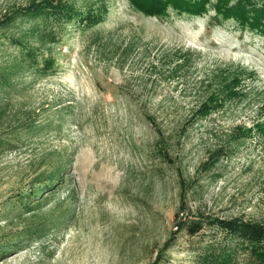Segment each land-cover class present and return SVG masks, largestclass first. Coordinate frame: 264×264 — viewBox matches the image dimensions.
Instances as JSON below:
<instances>
[{"label": "rangeland", "instance_id": "rangeland-1", "mask_svg": "<svg viewBox=\"0 0 264 264\" xmlns=\"http://www.w3.org/2000/svg\"><path fill=\"white\" fill-rule=\"evenodd\" d=\"M218 1L149 16L131 0H0V21L56 5L0 26V264H153L182 182L181 218L205 221L161 264H257L209 221L264 223V22Z\"/></svg>", "mask_w": 264, "mask_h": 264}, {"label": "trees", "instance_id": "trees-1", "mask_svg": "<svg viewBox=\"0 0 264 264\" xmlns=\"http://www.w3.org/2000/svg\"><path fill=\"white\" fill-rule=\"evenodd\" d=\"M211 0H131L133 6L139 11L149 15V16H159L165 14L168 9L172 8L179 13H186L189 15H202L207 11V6L209 5ZM232 3V4H231ZM254 5L253 0H219L216 6V9L219 13H228L230 17H236L240 23L246 24L247 19L251 18L250 14L258 13L261 17L256 21V27L259 28V24L264 22V15L262 13L264 10H256V7H252ZM56 5L53 2H32L28 5L21 6L17 10H15L10 16H7L4 20L0 21V26L6 25L10 22H13L17 19H25L30 15L34 14L36 10L43 9H52ZM255 8V9H253ZM65 16L71 18V13L66 12ZM249 23V22H248ZM251 24V23H249ZM10 41H12L13 45L16 48H21L24 46L23 43L19 42L15 35L10 36ZM240 77L239 75H235L233 81L237 80ZM235 82H233L234 84ZM230 85L227 84L225 86L226 95H230L231 89H229ZM206 107H203L197 111L196 116H199ZM152 120V118H150ZM152 124H156L154 120ZM160 129V128H159ZM239 137V136H238ZM226 146H221L218 150L211 154L210 160L211 162H205L202 165V168L207 169L209 165H213V163H217L221 160V158L227 154ZM53 181L57 180V176L51 178ZM64 181V180H63ZM184 182H182V189L180 194L181 206L179 211L175 215L176 226L178 231H174L170 238L165 243V246L159 251L156 261L153 264H161V261L165 259V256L170 248H172L176 234L180 233L182 230H192L193 224H204L205 220H190L181 218L180 214L184 211L185 207V194H184ZM42 201H38L33 204V206H40ZM209 224L212 226H216L221 231L228 233L231 237L241 240L243 242H247L251 245V253L254 257L257 264H264V223L259 222H250L245 221L239 217L232 219H221V218H211ZM3 252V251H2Z\"/></svg>", "mask_w": 264, "mask_h": 264}]
</instances>
